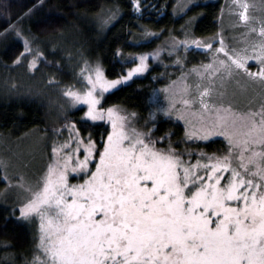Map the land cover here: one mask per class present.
Segmentation results:
<instances>
[{"label":"snow or ice","instance_id":"obj_1","mask_svg":"<svg viewBox=\"0 0 264 264\" xmlns=\"http://www.w3.org/2000/svg\"><path fill=\"white\" fill-rule=\"evenodd\" d=\"M237 2L243 9L241 19L248 21V4ZM139 6L140 0H135ZM260 33L264 35V27ZM253 51L254 57L230 59L249 76L264 79V43ZM146 58L141 55L126 76L111 80L99 66L93 75L85 62L80 70L85 87L67 88L72 104L87 106L84 117L107 120L111 131L99 150L91 135L84 144L77 134L70 153L63 151L68 141L55 146L53 153L62 158L49 164L42 186L28 189L30 198L19 212L22 218L39 219L32 264H264V109L245 116L231 106L211 105L215 117L190 124L185 135L208 139L222 134L227 150L223 155L202 152L207 163L185 161L171 142L158 148L150 132L131 126L134 113L123 114L116 105L100 106L105 91L145 71ZM249 59L260 60L258 72L246 67ZM206 93L208 88L199 94L205 110L210 107ZM158 110L183 118L171 95L167 106ZM71 127L78 133L74 124ZM82 144L81 159L77 153ZM70 171L86 178L70 183Z\"/></svg>","mask_w":264,"mask_h":264},{"label":"rangeland","instance_id":"obj_2","mask_svg":"<svg viewBox=\"0 0 264 264\" xmlns=\"http://www.w3.org/2000/svg\"><path fill=\"white\" fill-rule=\"evenodd\" d=\"M200 1L205 5L209 4L207 0H172V5L162 6L164 13L168 10L172 11V17L173 19L175 18V21H178L179 25L176 24L171 27V31L153 30L143 27L142 31L144 35L140 38L141 43L139 44L142 46L141 51L128 55L134 59L132 62H135V64L140 63L139 57L141 55L146 56L145 63L147 67L145 71L134 73L128 80L122 81L121 84L129 82L132 80V77L133 79L145 77L154 68H157L159 71L151 74L157 85L153 89L149 99L151 109L144 119H141L137 112L129 111L120 105H104L103 98L105 93L118 85L112 89H108L101 96V107L107 108L116 105L122 110L123 114L134 113L135 115L130 117L131 126L144 132H150L151 138L156 141L158 148H163L162 145L169 136H162L165 139L161 141L155 133L156 122L161 118L180 122L185 128L184 133H186L190 124L199 125L202 122V118L211 119L215 117L211 105H216L217 107L223 106L224 108L231 106L234 112L245 116L254 113L258 114L264 109V79L249 76L243 69L237 68L232 64L230 59L234 55L254 57L257 53L253 51V48L258 49L264 43V35L260 33L261 27H264V0H242V2L247 3L249 6L247 10L248 21L241 19L240 13L243 9L237 0L222 1V9L220 8L219 14H216L217 26L210 33H200L197 31L196 23L198 20L192 21L189 18L185 22L186 24L183 23L191 15L197 18V13L195 14L194 9L196 11L197 5H200ZM211 1L218 2L220 0ZM116 17L117 12L110 10L108 7H103L101 13L98 15L99 21L101 20L103 24H105L106 20V25L108 23L110 25V23L116 20ZM218 39L220 41H218V46L215 48L213 47V42H216ZM197 40L200 43H192V41ZM204 45H211V47L208 48ZM25 46H27L28 51H24L23 54H18V51L13 64L15 67L26 64V70L29 73L30 79H23L21 83L18 81L19 84L14 81L13 89H16V86L21 88L19 95L35 99L46 109H54L59 114L70 112L80 105L85 106L87 109V106L83 103L72 104L70 98L65 95L69 86L76 90L85 87V75L80 71L85 66V62H87L89 70L93 72V75L95 67L99 66L107 79L118 78H111L106 74V70L100 59H90L89 48L86 51L83 49V52L80 53L81 64L76 67L74 77L70 73L67 78L68 81L60 80L57 75L39 74V70L44 64L49 63L45 59L46 54L40 52L34 53L30 45L27 44ZM219 49L222 50L218 51ZM34 60L35 64L33 65ZM221 61L224 63L221 64ZM205 65H211L212 67L206 68ZM246 67L253 73L258 72L261 62L260 60L249 59L246 61ZM228 70H230L231 75H229ZM69 77L72 79H69ZM44 80L55 87L53 86L51 91H49L44 85ZM204 88L209 89V93H206L204 96L205 102L210 105L209 109L206 110L201 108L199 95ZM50 92L56 93V96ZM170 95L175 100L176 108L183 118L177 116L175 112L168 114L158 110L167 106ZM182 100H189L190 103L182 105ZM210 113L211 116L209 115ZM102 122L108 125L109 133L111 131L110 122L107 120H103ZM72 124L79 130L76 123L69 121L63 127L56 128L54 130V139L52 137L49 140L45 132L36 129L19 136H13L14 134L10 133L2 134L0 132V167L7 181V187L4 190L7 201L20 200L22 205L30 198L29 188L36 190L42 186L41 180L47 173L49 164H52L58 158H62L59 153H53L55 146L68 141L69 146L63 151L72 152V149L76 147L74 138L77 134L84 138V144L87 143V137L90 134L83 135L80 130L78 133L73 131ZM184 136L190 142L210 143L211 141L223 140L225 143L222 149L215 152L208 153L203 149H190L191 156L198 155L202 157V152L209 155L213 153L223 155L227 150V138L219 133L208 139ZM84 144L80 146V150L77 153L81 159L85 154ZM96 148L99 150L103 146L98 147L96 145ZM96 155L98 158V152ZM191 156L189 159L195 162L197 159H192ZM203 158L204 161H201L207 163L206 158L204 156ZM90 167L94 169L95 165L91 164ZM224 175L227 176L228 174L225 173ZM85 178L82 172L73 173L70 171L68 175L69 182L73 184L80 183ZM18 218L22 222L32 223L36 221L38 224L34 240L35 255L39 236V219L35 216L30 218L19 216ZM10 261H13V259Z\"/></svg>","mask_w":264,"mask_h":264},{"label":"trees","instance_id":"obj_3","mask_svg":"<svg viewBox=\"0 0 264 264\" xmlns=\"http://www.w3.org/2000/svg\"><path fill=\"white\" fill-rule=\"evenodd\" d=\"M222 1L207 0V5L200 1L196 11L194 9L197 18L191 15L183 23L186 24L189 18L198 20L197 31L210 33L217 26L216 14L222 9ZM170 4L172 0H140L137 9L135 0H0V132L19 136L36 129L45 132L49 140L56 128L71 121L83 135L90 134L96 145L102 147L108 125L84 117L85 106L59 114L54 109H46L35 99L19 95L21 88L16 86L13 89L14 81L21 83L23 79H30L26 64L15 67L14 58L18 51V54L24 53L26 38L34 53L46 54V61L51 63L44 64L39 74L57 75L60 80L68 81L70 73L74 77L76 67L81 64L80 53L89 48L90 59H100L109 77L126 76L127 69L137 65L128 55L141 51L142 28L171 31V27L178 24L171 10L162 11V6ZM103 7L117 12L116 20L110 25H106V20L105 24L99 21L98 15ZM154 72L159 71L154 68L149 75L132 77L129 82L106 92L104 105H120L144 119L151 109L149 99L157 85L151 75ZM44 85L49 91L54 86L45 80ZM184 131L183 124L172 119L161 118L155 125L157 136L170 134L162 147L167 148L171 142L185 161L189 159L185 149H203L209 153L225 146L223 140L190 142ZM191 158L204 161L203 156ZM6 187L7 181L0 167V264H32L38 224L36 221L22 222L18 218L20 200L7 201Z\"/></svg>","mask_w":264,"mask_h":264},{"label":"flooded vegetation","instance_id":"obj_4","mask_svg":"<svg viewBox=\"0 0 264 264\" xmlns=\"http://www.w3.org/2000/svg\"><path fill=\"white\" fill-rule=\"evenodd\" d=\"M171 15H173V14H172V11H171ZM218 41H220V40L218 39L216 42H213V47L216 48V47L218 46Z\"/></svg>","mask_w":264,"mask_h":264}]
</instances>
